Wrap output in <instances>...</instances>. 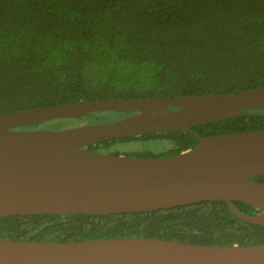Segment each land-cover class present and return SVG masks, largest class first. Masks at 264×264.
I'll use <instances>...</instances> for the list:
<instances>
[{"label": "trees", "instance_id": "trees-1", "mask_svg": "<svg viewBox=\"0 0 264 264\" xmlns=\"http://www.w3.org/2000/svg\"><path fill=\"white\" fill-rule=\"evenodd\" d=\"M258 88H264V0H0V115L77 101ZM100 115L105 113L88 117L98 121ZM29 129L37 128L18 130ZM190 129L201 137L261 130L264 111ZM124 143L138 147L121 149ZM197 144L190 133L176 131L88 149L147 159L176 156ZM253 181L264 184V175ZM231 204L245 215L259 212L241 202ZM139 237L208 246L259 245L264 244V226L239 220L224 201L111 215L0 218V238L13 241Z\"/></svg>", "mask_w": 264, "mask_h": 264}, {"label": "water", "instance_id": "water-1", "mask_svg": "<svg viewBox=\"0 0 264 264\" xmlns=\"http://www.w3.org/2000/svg\"><path fill=\"white\" fill-rule=\"evenodd\" d=\"M264 111V88L164 99L77 101L0 115V218L111 215L224 201L264 226V129L201 137L191 127ZM130 114L111 123L48 130L57 119ZM21 127L37 129L18 130ZM190 133L198 144L172 157L135 158L88 146L151 133ZM232 201L257 211L245 215ZM0 264H264V244L208 246L150 238L71 243L0 238Z\"/></svg>", "mask_w": 264, "mask_h": 264}, {"label": "rangeland", "instance_id": "rangeland-1", "mask_svg": "<svg viewBox=\"0 0 264 264\" xmlns=\"http://www.w3.org/2000/svg\"><path fill=\"white\" fill-rule=\"evenodd\" d=\"M97 118L98 121L95 119L93 120V118L91 117L88 118L85 117L81 119H57L44 123L43 128L48 130H62V129L84 126L88 124L111 123L117 120V116H115L114 114H110L108 112H106L105 115L98 116ZM127 147L135 148L138 147V145L136 143L134 144L130 143L126 146H120L121 149H127Z\"/></svg>", "mask_w": 264, "mask_h": 264}, {"label": "flooded vegetation", "instance_id": "flooded-vegetation-1", "mask_svg": "<svg viewBox=\"0 0 264 264\" xmlns=\"http://www.w3.org/2000/svg\"><path fill=\"white\" fill-rule=\"evenodd\" d=\"M96 113H106V112H96ZM108 113H110V114H114L115 116H117V120H120V119H122V118H124V117H127V116H130V114H125V113H115V112H108ZM92 115H95V113L93 114L92 113ZM116 120V121H117ZM115 122V121H114ZM141 136H143V135H141ZM134 137H139V136H134ZM128 138V137H127ZM124 139V138H123ZM120 140V139H119ZM113 141V140H112ZM106 142H109V141H106ZM102 143H105V142H102ZM100 144V143H99ZM126 145H128L127 143H124V146H126ZM89 147V146H88ZM128 148V147H127ZM106 154V153H105ZM125 156V155H124ZM161 158H164V157H161ZM253 180V179H252Z\"/></svg>", "mask_w": 264, "mask_h": 264}]
</instances>
